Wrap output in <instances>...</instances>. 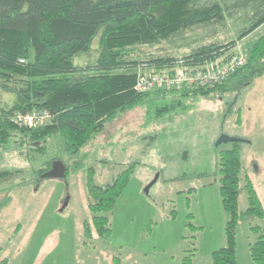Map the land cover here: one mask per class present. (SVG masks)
Masks as SVG:
<instances>
[{
    "label": "rangeland",
    "instance_id": "374dc122",
    "mask_svg": "<svg viewBox=\"0 0 264 264\" xmlns=\"http://www.w3.org/2000/svg\"><path fill=\"white\" fill-rule=\"evenodd\" d=\"M238 26L239 21L230 23L220 39L235 40ZM263 34L264 25L238 41L227 61L246 62L249 48ZM97 59L95 38L90 50L74 59L79 69L74 75L94 74ZM223 64L218 57L202 69L182 62L173 69ZM145 74L150 73L139 75ZM218 93L150 95L106 122L76 153L66 152L58 135L43 153L27 142L19 144L18 137L0 148V171L20 170L0 183V264H183L191 253V264H211V253L225 245L229 219L219 196V153L231 144L215 146L220 136L244 141L238 143L241 177H249L264 208V74L238 93ZM11 100L0 95V108ZM28 119L36 124L34 115ZM56 159L68 167V176L65 171L64 179L38 178L44 163ZM131 166L113 210L102 214L110 235L85 240L83 224L94 216L88 209L87 170H93L95 184L106 186ZM243 186L240 181L238 212L247 208ZM256 223L246 219L236 227V264H252L248 246L255 235L249 226Z\"/></svg>",
    "mask_w": 264,
    "mask_h": 264
},
{
    "label": "trees",
    "instance_id": "16d2710c",
    "mask_svg": "<svg viewBox=\"0 0 264 264\" xmlns=\"http://www.w3.org/2000/svg\"><path fill=\"white\" fill-rule=\"evenodd\" d=\"M236 21L242 25L236 39H220ZM263 25L264 0H0V95L12 99L0 108V148L18 137L19 144L27 142L43 153L47 141L58 135L64 150L76 153L106 122L150 95L238 93L264 74V34L249 48L244 66L214 87L140 94L134 85L143 70L150 73L145 75L172 74L180 62L202 69L218 57L226 63L235 44ZM95 38L98 59L91 68L95 73L75 76L79 69L74 59L88 52ZM181 50L189 52L177 56ZM29 114L40 120L35 127L15 121ZM56 160L44 163L37 177ZM132 169L123 170L106 186L95 184L93 170H87L88 209L94 216L83 224L85 240L110 235L109 220L102 214L113 210ZM17 173L20 170L0 171V183ZM219 176L220 201L229 219L225 245L211 253V264H236V227L246 219L257 221L249 226L255 235L248 246L250 260L264 264V208L249 177H241L238 143L219 153ZM240 181L247 202L243 212H238ZM192 256L183 264H191Z\"/></svg>",
    "mask_w": 264,
    "mask_h": 264
},
{
    "label": "built area",
    "instance_id": "2783aa9c",
    "mask_svg": "<svg viewBox=\"0 0 264 264\" xmlns=\"http://www.w3.org/2000/svg\"><path fill=\"white\" fill-rule=\"evenodd\" d=\"M244 65L243 59L227 61L222 66L204 70H177L172 74L139 75L134 85V90L140 94L150 93L154 90H195L207 89L224 82L230 75ZM34 115V114H29ZM17 117V120L27 127H35L38 117L35 116L36 124H31L28 116ZM24 122V123H23Z\"/></svg>",
    "mask_w": 264,
    "mask_h": 264
},
{
    "label": "water",
    "instance_id": "95a60500",
    "mask_svg": "<svg viewBox=\"0 0 264 264\" xmlns=\"http://www.w3.org/2000/svg\"><path fill=\"white\" fill-rule=\"evenodd\" d=\"M240 142H244V141L222 135L216 141L215 146H219L222 144L240 143ZM65 171H66V168L63 165V163L57 160L52 163L50 170L42 174L40 178L41 179H59V180L64 179Z\"/></svg>",
    "mask_w": 264,
    "mask_h": 264
}]
</instances>
